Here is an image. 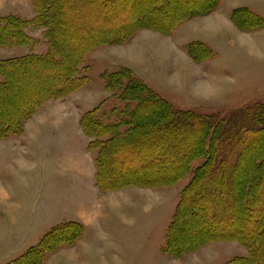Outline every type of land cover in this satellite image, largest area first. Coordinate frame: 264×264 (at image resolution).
Returning a JSON list of instances; mask_svg holds the SVG:
<instances>
[{"label":"rangeland","instance_id":"374dc122","mask_svg":"<svg viewBox=\"0 0 264 264\" xmlns=\"http://www.w3.org/2000/svg\"><path fill=\"white\" fill-rule=\"evenodd\" d=\"M83 1L61 0L53 7L61 14L56 34L70 61L91 35H103L122 20L132 16L139 20L142 12L173 3L144 0L142 6L132 4L113 19L111 15L120 8L116 2L84 10ZM216 1L213 9L200 8L198 16L170 33L145 25H163L179 13L144 22L127 43L88 52L79 67L84 76L80 88L44 100L24 121L21 133L0 138V264L19 258L52 229L69 223L80 224L81 235L45 254L43 264H228L248 255L247 248L235 240H214L184 251L210 236L193 219L183 235H175L169 251L168 229L191 174L168 186L154 178L145 185L147 178L134 177L142 166L132 163L135 159L127 153L125 162L109 166L111 180L100 184L92 139L80 125L82 115L94 110L108 124L132 110L133 106L126 110L117 92L105 88L104 77L121 68L129 69L178 111L229 118L264 103V0ZM199 2L188 0L179 6L185 10ZM36 16L31 0H0V18L29 21L23 31L33 41L0 45V63L47 53L45 27L32 24ZM103 19L104 24L96 25ZM34 69L8 74V98L0 118L7 111L8 119L11 113H22L50 88L53 75L62 73L58 67L41 65L39 73ZM189 136L192 140L197 134ZM176 245L181 248L179 255Z\"/></svg>","mask_w":264,"mask_h":264},{"label":"trees","instance_id":"16d2710c","mask_svg":"<svg viewBox=\"0 0 264 264\" xmlns=\"http://www.w3.org/2000/svg\"><path fill=\"white\" fill-rule=\"evenodd\" d=\"M31 1L37 14L32 24L37 22L39 27H45L43 36L48 47L47 53L28 54L0 63V111L7 103L5 100L8 98V74L12 70L32 71L35 68L34 72L39 73L40 66L43 65L47 68L58 67L62 73L53 75L54 80H50V88L28 103L22 113H11L12 118L8 119L7 111L6 116L0 118V138L21 133L24 121L35 113L44 100L64 97L80 88L84 76L80 75L79 67L88 52L102 46L127 43L144 22L179 13L163 25H145L170 33L186 19L198 16L200 8L211 10L217 2L200 0L196 6L194 4L182 10L179 4L188 0H173L168 6L153 11L146 10L140 14L139 20L137 18L134 21L132 16L122 20L117 27L111 28L103 35H91L90 41L82 45L70 61L65 54L66 47L60 46L56 34V24L61 14L53 7L61 4V0ZM143 1L84 0L81 5L85 10L88 7H103L106 3L112 6L116 2L117 8H120L111 18L119 19L122 10L128 9L132 4L134 8L135 3L142 6ZM234 18L236 20L235 15ZM104 22L103 19L96 25L101 26ZM27 25H30L29 21L18 17L0 18V45L33 43L23 31ZM104 80L105 88L118 93L119 100L126 104V110L133 107L116 123L102 122L97 110L81 117L82 130L92 139L90 149L96 151L98 182L103 184L111 180L109 166L125 162L124 156L127 153L135 159L132 163L142 166V170L136 172L134 177H137V180L147 178L145 185L157 179L168 186L191 174L180 193L168 229V250L172 252L173 238L176 234L183 235L188 220L193 219L203 225V230L209 232L210 236L202 243L196 242L184 251H192L199 245L214 240H235L247 248L248 255L236 257L228 264H264V103H255L229 118H217L212 114L201 115L191 111L174 110L168 101L136 79L129 69H118L106 75ZM151 118L155 120H150ZM166 127L175 129L170 131V128ZM154 130L160 132L155 133ZM191 134H197V137L189 140ZM195 163L197 165L194 166ZM112 178L113 181L116 180L115 177ZM82 231V227L77 223L54 228L37 246L31 247L8 264H43L45 254L53 252L62 243H73ZM179 245L175 246L178 255L181 253Z\"/></svg>","mask_w":264,"mask_h":264}]
</instances>
